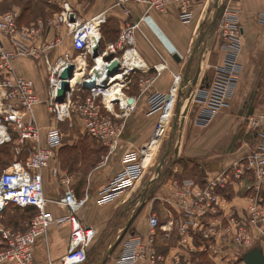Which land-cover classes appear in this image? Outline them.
<instances>
[{"label":"built area","instance_id":"1","mask_svg":"<svg viewBox=\"0 0 264 264\" xmlns=\"http://www.w3.org/2000/svg\"><path fill=\"white\" fill-rule=\"evenodd\" d=\"M207 1L113 0L110 8L89 18L80 17L70 2H60L61 11L53 23L67 28L73 50L62 52L56 58L50 57L49 49L59 40L44 46L36 45L37 43L34 42L39 38L43 39L41 33L43 29L34 28L27 31L21 28L19 22L21 12L18 9L0 13V145L16 139L18 143L15 152L18 158L19 155L27 153L25 160L15 159L0 175V212L10 205L22 209L34 207L39 211L25 231L0 228L8 246L0 261L11 259L17 264H32L36 240L47 233L51 224L55 226L69 224L70 235L66 253L58 260L49 259L48 264L88 263L89 252L98 238V232L93 226L82 222L79 213L90 201V195L86 194L83 198H78L71 188L66 189L54 201L49 200L45 195L44 170L49 168L54 175L60 172L56 158L57 150L62 146L65 136L61 125L71 121L76 111H80L78 114L84 119L88 133L94 138L105 141L117 137L121 126L113 117L128 116L137 107L138 97L127 93L133 78L140 74L139 86L147 88L169 69L164 58L150 65L140 55L136 46V36L141 29L132 14L135 6L142 4L147 10L154 9L166 13L175 5L178 8L180 21L188 24L193 20L196 7ZM227 2L229 0H217L215 6L217 15L208 32V34L213 32L215 24L218 23L221 49L225 52L224 62L216 66L212 84L200 86L196 84L187 98L199 108L195 118L198 124H209L218 112L216 108L207 107L211 86L219 88L225 98H230L240 72V64L237 60L242 32L236 23V13L225 7ZM112 7L122 10L126 19L118 40L102 47L103 27L109 20V11ZM258 20L264 25V12L259 14ZM96 49L99 54L95 57ZM22 56L43 57L44 69L48 77L43 92L44 97L41 96L35 80L17 72L14 62ZM99 57L105 60L103 64H98ZM82 60L88 61L92 67L89 68L84 80L76 84L73 80L80 70L79 62ZM115 60L120 63L119 71L115 75H109L107 66ZM70 65L74 66V76L68 80L70 89L66 92L65 100L59 102L63 81L61 75ZM98 65L101 67L99 68ZM145 74H149L150 77L144 79ZM183 76L184 71L173 72V82L167 92L153 90L149 94V113H158L153 131L140 150H132L123 155L121 170L98 192L96 199L98 205L111 203L139 185L154 159L146 161V149L162 144L173 121L178 95L182 91H186L185 93L188 91L190 85L182 87ZM91 79L95 81V86L86 88L85 83ZM144 84L146 86H143ZM83 94H86L85 102L78 105L79 98ZM129 98L134 100L130 103ZM39 105H44L48 114L49 124L45 132L37 116L36 108ZM103 110L106 113H103ZM249 120L263 121L264 137V111ZM115 143L116 140L112 141V145ZM204 182L201 185L192 179H186L178 183L175 197L180 210L181 233L191 225L196 229H205L206 236L228 233L232 235L233 241L240 242L242 227L239 224L235 227V223H232L224 228L225 215H221L220 223L214 219L222 210L224 211L223 203L226 200L221 196L220 191L228 185L239 191L245 185L247 190L253 189L256 192L257 201L264 200V139L263 144L259 145L254 154L248 155L244 161L228 164L216 175L208 174ZM50 202L65 206L68 210L67 214L53 218L52 213L47 209ZM258 216H261L264 222V209L258 213ZM149 226L151 230L147 239L145 236H135L126 243L127 249L119 257V264H137V259L146 253L151 255L150 264L165 262L164 256L158 253L153 244L155 231L164 228L157 214L153 213L149 217ZM262 252L264 254V246ZM181 261L182 259L176 257L172 263L182 264Z\"/></svg>","mask_w":264,"mask_h":264},{"label":"crops","instance_id":"2","mask_svg":"<svg viewBox=\"0 0 264 264\" xmlns=\"http://www.w3.org/2000/svg\"><path fill=\"white\" fill-rule=\"evenodd\" d=\"M216 3L217 0H208L204 4L198 5L195 9L193 20L188 24L180 21L178 8L175 5L166 13H161L154 9L147 10V7L142 4L136 5L132 14L134 20L139 22L141 29L136 36L138 51L150 65L164 58L169 65V69L165 70L147 88H141L138 84L135 90L133 89L132 91L130 85L127 93L137 96L138 103L135 111L128 116L113 117L114 121L121 126L117 137L103 141L90 135L86 128L76 129V177L68 174L67 170L62 167L59 159V152H64L68 146L64 142L65 136L62 146L57 150L56 161L60 167V172L54 175L49 168L44 170L45 195L49 200L54 201L58 199L68 188L73 189L78 198H83L86 194L90 195V201L79 213L80 219L86 225L93 226L98 232V238L92 247L96 242L99 243V240L103 236L108 240L104 248H101L102 244H99V248L94 250L95 253L100 251L102 254L96 253L97 255L95 254V256L98 259L90 264H99L102 261L109 247L126 230L129 218L134 216L122 241L110 252L103 262V264H119L118 259L127 249L126 243L128 241L135 236H145L147 239L151 230L149 217L153 213L160 217L164 225V228H158L155 231L153 243L158 253L164 256L165 262L161 264H173V259L176 257L182 260L185 259V263L192 264L193 251L197 249L193 244L194 234L197 229L190 225L189 228L186 227V230L181 233L179 224L180 210L177 206L178 200L175 197V192L180 182L179 180H193L194 177L191 176L198 169V171H204L202 172L204 175H212L218 173L226 164L232 163L230 162L231 159L227 160V157H223V151L222 154H218L212 149L219 142H223L229 129L228 125L223 124L231 120L228 113L225 112L231 108L232 104H241L240 106L245 104L247 106L251 103L254 108V105L258 102L259 108L256 111L260 112L257 114L264 111V96L258 95L256 99H253L254 97L251 96L254 91L260 88L264 89V75L260 77L262 79L260 82H263V85H261L262 83L259 84L261 86L258 89L253 87V79H255L253 75L254 68H264V25L258 21L259 14L264 12V0H229L225 5L226 8L236 13V23L241 28L242 41L238 55L240 72L232 96L225 98L223 92L213 85L209 91L210 98L207 105L218 110L214 118L218 114L224 113L222 117L215 120L214 123L212 121L213 124L207 127L201 126L195 122L196 109L194 114L190 113V110L194 109V106H189L191 99H186L182 105V120L179 124L177 140H174L171 151L175 159L167 163V165L164 164L163 169L161 168L158 171L159 164L157 166L155 156L157 155L159 146H151L146 149L147 159L151 161L154 158L144 174L145 176L148 172L154 173L151 178L154 185L153 192L150 194L152 195L151 200L142 198L143 205L135 213V210L131 206L141 203L140 195L142 193L144 195L143 190L142 193L136 191L139 185L133 191L127 192L106 205H98L96 199L100 189L107 185L111 178L121 170L123 155L132 150H140L147 142L158 117V113H149V94L153 90L163 92L169 90L174 78L173 72L180 69V71L185 70L191 54L199 43L201 45L196 50L190 72L194 77L201 66L202 69L197 86L212 84L216 66L223 64L225 59V52L221 49L219 31L217 30V32L213 33L214 28L213 32L208 34L217 15ZM114 9L116 8H111L109 13L113 10V13L121 15L119 20L121 33L126 16L123 12H117ZM91 16L88 15L86 18ZM205 19L209 20L210 28L205 31L202 38L198 39L199 28L203 23L202 20L204 21ZM107 39L105 34H103L102 47L118 40ZM174 54H178L182 58L181 62L176 61ZM14 63L19 74L35 80L41 96L44 97L43 83L36 80L37 77L33 63L24 58H17ZM91 67L89 65V68ZM153 74L155 73L153 72ZM143 77L146 79L150 75L145 74ZM134 79L138 82L140 77H134ZM143 86H146V84ZM36 111L39 123L43 132H45L48 125L47 110L44 105H39ZM257 114L249 115L252 117ZM189 120H192L190 124ZM259 137L258 133H256V141ZM115 140L116 143L112 145V141ZM98 154H102L100 155L102 156L100 160ZM134 194L136 195L135 198ZM238 203L237 198L227 199L223 203V207L224 209L226 207V210L229 211L230 207ZM47 209L52 213L53 218L64 216L68 212L65 206L53 202L48 204ZM139 215L140 218L138 219ZM221 218V213L214 217L218 223H220ZM69 235V224L62 226L51 224L47 233L36 240L32 264H48L49 259L58 260L67 251ZM215 247H217V253L220 254L218 248L220 247L219 241H216ZM200 248L203 250L206 247ZM206 249L209 252L208 249L210 248L207 247ZM215 258L220 259L219 257ZM147 262L151 263V255L148 253L137 259V264H147ZM0 264L17 263L15 261L3 260L0 261Z\"/></svg>","mask_w":264,"mask_h":264},{"label":"rangeland","instance_id":"3","mask_svg":"<svg viewBox=\"0 0 264 264\" xmlns=\"http://www.w3.org/2000/svg\"><path fill=\"white\" fill-rule=\"evenodd\" d=\"M63 1L70 2L74 10L78 13V15L83 18H85L88 15L93 16V14H97L105 10L107 9V7L109 8L112 5L111 3H113V0H0V13L13 9H18L21 12V17L19 20L21 28L27 31H31L34 28L43 29V31H41V33H43V39L39 38L37 42H34V44L37 43L36 45L44 46V44H49V43L51 44L59 40L58 43H55L53 48L49 49L50 57L56 58L62 52L73 50L67 28L65 26H56L53 23L57 14L61 11L60 2L62 3ZM114 10H117V12L122 13V10L118 8ZM109 14H110L109 21L107 24V29L105 30L104 34L106 36V39L107 38L114 39L112 30L116 28L118 30V36H117L118 39L120 35L119 20L121 18V15L119 13H113V10ZM209 20L206 19L204 21L202 20L203 23L201 24V27L199 28V32L197 35L198 39L202 38V36L205 34V31H207V29L210 28L208 22ZM40 39H42L41 44L39 43ZM74 55H76V53H74ZM22 58L29 60L30 62L33 63V68L35 69V73L37 77L36 80H39V82L41 81L43 83V92H44L46 83H48V77L44 69L45 67L43 64V57L22 56ZM180 70L175 72H180ZM253 75L255 78L253 79L254 80L253 87L258 89L260 88L261 85H263V82H260V80H262L260 79V77L264 75V68H254ZM136 77L139 78L140 74L139 76ZM251 77L253 76L251 75ZM138 84L139 81L137 82L135 79L132 81L131 83L132 91L133 89L135 90V87ZM259 84L261 85L259 86ZM185 92L182 91L178 95V99L174 109V117L172 124L168 129L166 138L164 139V141L157 150L156 153L157 155L155 156V160L157 159V163H156L157 166L160 163L161 157L166 152L169 144L172 142V148H173L174 140H177L179 125L176 135L173 136L174 125L176 122V118H178V124H180L182 120L181 119L182 105L185 103L187 99ZM258 95L264 96L263 88L254 91L251 96L254 97L253 99H256ZM85 98H86V94H83L79 98L78 105H82L85 102ZM257 104L254 105V108L251 105V103H249V105L247 106H245V104L242 106H240L241 104H237V105L232 104L231 108L227 112H225L228 113V116L231 120L224 122L223 125H228L229 129L226 132L223 142H219L218 144H216L215 148L212 149H214L215 152L218 154L219 153L222 154L223 151L224 152L223 157L224 156L227 157V160L231 159L230 162L232 163L237 161H244V159L248 155L254 154V152H256V150L259 148V145L263 144V139H264L262 135L263 121L248 119L251 118L250 115H254L260 112V111L258 112L256 111V109L259 108V104L258 105ZM191 105L194 106V109L190 110V113L194 114L196 109V115H197L199 108L196 107L193 102H191L189 106ZM77 113L80 114V111H76V114L73 115L71 121H67L61 125V128L65 133L64 142L68 146L66 147L64 152L62 151L61 153L59 152V159L61 161L62 167L67 170L69 175H74L75 177H76V129L86 128L84 120ZM103 113H106V111L103 110ZM223 114H218L217 117L219 118L217 117L213 118L210 121V123L207 125H203L200 123L199 125L207 127L210 124H213L215 120L220 119V117H222ZM191 119L193 120V118ZM192 120H189V124L191 123ZM47 124H49V119L47 120ZM257 131L260 137L256 141L255 134L257 133ZM17 143H18L17 140L14 139L10 143L0 145V175L2 171L6 167H8L15 159L25 160L27 153H23L19 155V158L16 155L15 147L17 146ZM97 144L99 143L97 142ZM171 151L167 155L166 160L164 161L165 165H167V163L175 159L174 154L173 152L171 153ZM100 155L102 154H98L99 160L102 157ZM164 164L161 167L162 169L165 166ZM228 164H226V166ZM226 166H224V168ZM198 170L197 172L195 171L191 177H194L193 180L196 183L203 185L205 183L204 180L208 174L204 175V173H202L204 171L201 172ZM220 171H222V169L219 170V172ZM153 174L154 173L151 174L150 172H148L144 176L142 181L139 183V186L136 191L142 193L143 190L144 195L143 193L142 195H140L142 200L141 203H138L136 206L135 205L131 206V208L135 210V213L139 211V208L143 205V199L151 200L152 198V195L150 194L153 192V188H154L153 181L151 180ZM216 174H212V175H216ZM179 181L181 182L182 180ZM233 190L234 189L230 185H228L224 190L220 191L221 196L226 201L227 199L237 198L239 202L237 205L230 207L229 211H227L225 207L224 211L223 210L221 211V215L223 216L225 215L224 224H223L224 228H227L232 223H235L234 224L235 227L236 224H239V226L242 227V231L240 234V242L233 241V239H231L232 235L231 234L228 235V233H223L221 235L219 234V236H215L212 234L210 236H206L205 229L198 228L196 230V233L194 234V239H193V244L197 247V249H194L193 251L192 261H191L192 264H243L244 257L250 250H253L255 248H260L262 250V247L264 246V222L262 221V217L258 216V213L264 209V200L257 201L255 199L256 192L253 189L247 190L245 185H243L239 191L238 190L233 191ZM135 196L136 195L134 194V198ZM38 212L39 211L37 208L22 209L18 206L10 205L3 212H0V228H6V229L11 228L14 231H25L28 228V226L31 224L32 219L36 217ZM139 218L140 215L138 216V219ZM231 233L233 232L231 231ZM107 241L108 240L105 239V236H103L99 240V243L96 242V244L92 247V249H90L89 252L90 255L88 260L89 264L98 259V257L95 256L96 253L102 254V252L100 251L95 253L94 250L96 248H99V244H102L101 248H104L107 245ZM216 241L220 242V247H218L220 254L215 252ZM210 246H213V248L208 249L209 250L208 252L206 248ZM7 247H8L7 242L4 241L3 234L0 231V258L6 252ZM200 247L203 248L206 247L205 248L206 250L205 249L202 250V248ZM215 257H219L220 259H216ZM5 261H11V259H5ZM14 261L15 260H13V262ZM181 262L182 264H185L186 261L185 259H183Z\"/></svg>","mask_w":264,"mask_h":264},{"label":"water","instance_id":"4","mask_svg":"<svg viewBox=\"0 0 264 264\" xmlns=\"http://www.w3.org/2000/svg\"><path fill=\"white\" fill-rule=\"evenodd\" d=\"M219 11V9H218ZM200 43L197 45V48L199 47ZM197 48L193 51V53L191 54L186 68L184 70V80L182 83V87L185 88L187 85H190L188 88V91L186 93L187 98H189L194 86L197 84V81L199 79L200 76V72H201V66L199 67V70L197 72V74L193 77L192 73L190 72L191 69V65L193 62V58L195 56L196 50ZM95 57L98 56L99 52L98 49L95 50ZM174 58L176 59V61L181 62L182 58L178 55V54H174ZM119 67H120V63L118 60H115L114 62L110 63L107 68H108V74L109 75H115L118 71H119ZM62 89L59 92V98L58 101L59 102H63L65 100L66 97V92L70 89V84H69V79H71L74 76V66L70 65L68 67V69H66L63 73H62ZM95 86V81L94 80H88L85 83V87L86 88H92ZM134 99L133 98H129V102L131 103ZM178 118H176V122L174 125V132H173V136L176 135L177 130H178ZM172 150V142L169 144L166 152L162 155L160 163H159V167H158V171L161 169V167L164 164V161L166 160L167 155L170 153V151ZM134 218V216H131L129 218L126 230L123 232V234L120 236V238L114 243L112 244L109 249L107 250L105 256L103 257L102 261L99 262V264H103V262L106 260V258L109 256L110 252L122 241L124 234L127 232L130 223L132 222V219ZM244 261L245 264H264V254L262 252V250L260 248H255L253 250H250L244 257Z\"/></svg>","mask_w":264,"mask_h":264},{"label":"bare ground","instance_id":"5","mask_svg":"<svg viewBox=\"0 0 264 264\" xmlns=\"http://www.w3.org/2000/svg\"><path fill=\"white\" fill-rule=\"evenodd\" d=\"M141 55V54H140ZM98 64H103V62H105V60L104 59H102L101 57H99L98 58ZM79 65H80V70H79V72H78V74H77V76L74 78V80H73V82L74 83H79V82H81V81H83L84 80V77H85V75L89 72V63H88V61H86V60H82V61H80L79 62ZM98 67L100 68L101 67V65H98ZM91 80H93V79H91ZM184 108H185V106H184ZM154 146H156V145H154ZM146 161H149L148 159H147V156H146Z\"/></svg>","mask_w":264,"mask_h":264},{"label":"trees","instance_id":"6","mask_svg":"<svg viewBox=\"0 0 264 264\" xmlns=\"http://www.w3.org/2000/svg\"><path fill=\"white\" fill-rule=\"evenodd\" d=\"M221 13H222V10L220 11V15H221ZM107 24H108V22L103 27V34L105 33V30L107 29ZM217 26H218V23L215 24V26H214L215 27V30H214L213 33L217 32V30H218L217 29ZM112 32H113V36H114V39H112V40H117L118 30L115 28L114 30H112ZM29 208H34V207H29Z\"/></svg>","mask_w":264,"mask_h":264},{"label":"flooded vegetation","instance_id":"7","mask_svg":"<svg viewBox=\"0 0 264 264\" xmlns=\"http://www.w3.org/2000/svg\"><path fill=\"white\" fill-rule=\"evenodd\" d=\"M243 262H245V261H243Z\"/></svg>","mask_w":264,"mask_h":264}]
</instances>
